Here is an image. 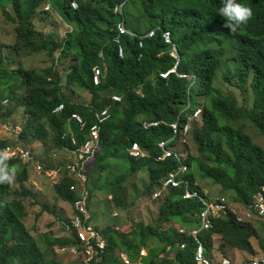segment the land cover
<instances>
[{
  "label": "trees",
  "instance_id": "trees-1",
  "mask_svg": "<svg viewBox=\"0 0 264 264\" xmlns=\"http://www.w3.org/2000/svg\"><path fill=\"white\" fill-rule=\"evenodd\" d=\"M49 1L52 8L45 10ZM73 1L79 9L71 8ZM125 1L128 28L140 35L156 30L152 38L142 40L141 47L138 38L122 36L121 58L114 42L120 21L114 8ZM220 3L221 0H0V12L16 25L13 45L0 38V94L12 96L10 108L0 118L2 122L10 121L21 105L28 117L20 139L0 138V153L6 146H23L40 161L29 147L39 141L54 150L52 154L74 150L71 136L81 145L94 123L95 112L107 109L109 117L100 126L99 146L87 164L89 200L94 191H103L114 206L124 210V184L139 172L147 175L141 194L157 202L155 216L147 224L129 218V230L124 232L111 226L101 229L106 248L99 264H123L119 252L132 264H194V242L179 234L178 228L197 225L201 203L183 199V186L153 197L162 181L179 166L175 158L155 161L157 144L172 136L168 124L177 116L186 120V107L193 102L189 108L196 105L201 113L191 124L188 142L181 143L179 138L174 142L184 156V176L191 188L210 197L201 186L207 181L219 186L220 196L248 204L264 186V148L255 138L264 137V0L243 1L252 15L232 34L218 14ZM10 7L13 16L8 11ZM56 17L62 23L49 24ZM37 26L42 28L38 30ZM164 30L170 32L180 58L177 73L167 78L159 74L173 68L176 60L170 55L171 45L161 37ZM5 49L21 55L18 68H9L5 63L13 61ZM225 52V62L236 64L234 75L240 91L249 90L251 98L246 104H238L214 84ZM35 54L46 55L49 66L26 67L22 57L35 60ZM96 66L102 74L100 83L94 85ZM224 80L230 84V77ZM113 95L120 101H113ZM61 104L64 110L54 114ZM75 113L82 116L85 127L72 119ZM151 120L164 123L144 130L142 123ZM64 134L67 136L63 139ZM134 142L149 157H130L127 149ZM193 147L196 152H192ZM28 164L7 159L9 170L21 169L18 190L0 182V264H63L47 256L25 223V198L37 196L25 185L29 180ZM73 183L76 181L66 173L54 186L56 200L72 208L79 196L70 191ZM53 236L45 235V246L53 251L54 246L76 243ZM200 238L209 255L218 239L223 255L225 248H233L255 256L259 252L251 239L257 238V246L264 252V221L258 217L244 224L231 218L217 220ZM183 241L187 246L181 250L178 244Z\"/></svg>",
  "mask_w": 264,
  "mask_h": 264
},
{
  "label": "built area",
  "instance_id": "built-area-1",
  "mask_svg": "<svg viewBox=\"0 0 264 264\" xmlns=\"http://www.w3.org/2000/svg\"><path fill=\"white\" fill-rule=\"evenodd\" d=\"M116 10H120L117 7ZM119 31L121 34L130 33L123 24L119 26ZM155 30L148 32L144 35L145 38H151L154 35ZM134 35V34H133ZM163 41L166 44H172L170 33L168 31L162 32L161 35ZM141 39L139 47L142 46L143 36H139ZM116 43L120 42L119 38L115 39ZM171 55L176 59L175 66L166 71L160 73L161 78H166L171 73H176V67L179 62V58L174 48ZM119 56H124L123 48L119 49ZM93 84L97 85L101 81L102 70L99 67L94 69ZM179 77H185V75L178 74ZM113 101L119 102L120 97L117 95L112 96ZM8 99L0 100V109L8 104ZM63 108L61 106L57 111ZM189 109V105L186 107ZM201 109L196 108L192 110L191 113L186 114V120L177 116L176 120L170 124L168 127L171 129L172 136L169 139L160 140L157 144L158 154L155 157V161L161 162L168 158H175L179 162L177 170L171 172L161 183V187L156 190L153 197L156 198L160 196L161 192L169 188H178L183 186L184 193L182 195L183 199H197L202 205V210L198 215V224L192 228H178V233L184 237L191 238L194 242L195 248L193 253V260L195 264H233L231 259L228 257H222L221 259L215 261L205 254L204 244L200 238L202 231L208 230L212 227L214 220L233 218L238 223L252 222L255 217L262 218L264 221V187L261 191L254 196L252 202L247 206L243 207L241 204H235L229 201L224 196L216 198H205L196 189L191 188L190 181L185 178V173L187 171V166L183 162V154L179 152L174 146V142L179 138L181 143H187V136L191 130V124L193 121L197 120L200 116ZM73 119L80 124L83 128L86 122L79 114H73ZM109 117L107 109L101 110L100 112H95L94 123L89 129V134L85 141L78 145V141L74 136H71L72 145L76 148L74 150L67 149L71 153V159L61 167L53 170H46L41 164L35 166V172L38 174L45 173L53 183L57 185L62 180L63 176L67 173L69 177L76 181L70 185V191L78 192L79 196L75 199L73 208L74 213L68 219L60 222L58 224V235L57 238L66 239L67 241H75L76 243L66 244L64 246H57L56 252L62 255H68L74 260L80 261L82 264H99L104 256V251L106 248V240L102 234V230L96 228L92 225V218L89 209L90 205V191L87 186L88 174H87V164L92 159L99 146V129L103 122H105ZM163 121L151 120L144 121L142 127L144 130L150 128H156ZM16 135H19L21 129L19 127L14 130ZM64 134L63 139L66 138ZM128 155L135 159H145L149 157V154L141 149L137 143H132L127 149ZM6 155L12 158H20L24 161L32 159L31 152L28 149L22 147L8 148ZM187 246L185 241L179 243V249L183 250ZM140 254L142 256L146 255L144 250H141ZM119 258L123 264H132L129 258L123 253L119 252ZM140 264V262L138 263ZM241 264H264V255L262 253L257 254L253 259L246 260Z\"/></svg>",
  "mask_w": 264,
  "mask_h": 264
},
{
  "label": "rangeland",
  "instance_id": "rangeland-1",
  "mask_svg": "<svg viewBox=\"0 0 264 264\" xmlns=\"http://www.w3.org/2000/svg\"><path fill=\"white\" fill-rule=\"evenodd\" d=\"M8 9V8H7ZM9 13L13 16V10L10 7L8 9ZM58 17L54 18L52 21H49V24H54L56 26L60 25L62 23L61 21H57ZM48 23V22H47ZM46 23V24H47ZM46 24H43L42 26H45ZM37 26V29L42 28ZM15 23H13L10 18L7 19L1 12H0V38L1 40L10 45L15 42L16 33H15ZM67 29V27H66ZM65 29V30H66ZM21 56V55H20ZM20 56H9L12 62L8 64L10 68H18L16 61ZM223 62L217 69V73L215 75V86L220 89L223 93L232 96L238 104L248 103V99L251 98L249 95V90L244 89V93L240 91L238 84H237V78L234 75V68L236 64L234 62L228 61L225 62V58L227 56V52L223 55ZM35 60L30 58H25L23 60L26 67L30 66H38L42 69L49 66V62L46 60V55L38 56V54H35ZM225 76L230 77V84H228L224 78ZM85 98L84 94L81 95ZM251 104V103H250ZM194 105V102L191 104ZM196 107V105H195ZM25 119V118H24ZM24 119H17L15 122H17V125L21 124L23 126ZM0 123H2L0 118ZM256 141L264 148V137L262 136H255ZM51 141V139H50ZM39 143L42 145L43 143L39 141ZM43 146V145H42ZM33 152L36 154V149L33 146H29ZM48 149V153H53L54 150H51L46 146V150ZM192 152H196V148L193 147ZM195 154V153H194ZM52 159L48 157L47 153H43L42 156L37 157L39 159L41 164H44L46 166L50 165L53 168L59 167V165H65L70 159H71V153L68 151H63L58 153L57 155H51ZM29 170L33 169L32 167H28ZM10 172L14 173V178L11 183L8 181H0L5 184H9L13 190H18L21 185L18 182V174L21 172V169L17 170H9ZM35 174V173H34ZM38 179L42 177L41 174H35ZM42 181V180H41ZM42 186H41V192L38 195L36 194V198L33 197H27L25 198V204L28 209V216L25 219V223L28 227V229L31 231L32 235L36 238V240L40 243L42 246V249H44V252L49 256L50 258H53L54 260L58 262H62L63 264H79V262L73 260L68 255H62L56 252V249L54 246L53 249L46 247L45 243V235L51 234L54 235L53 238H56L58 235V223L61 222L64 218L61 217V215L55 214L57 212L58 208V200H56V194L54 191V187L52 186V183L49 181V179L44 180ZM49 182V183H48ZM147 183V175L145 172H139L138 174L130 177L128 181L124 184L123 187V197L126 208L123 210L121 208H117L114 206V203L110 200L109 195L106 192L103 191H94L92 193V198L90 201V212L93 218L92 223L101 224L100 219L104 217L102 220L107 221L109 223H106L100 227L99 229H103L107 226H111L112 228H118V232H124L128 231L130 226V219H132L134 222H141L144 224L149 223L152 218L155 216L156 210H157V202L154 201L150 195H143L141 194L144 191V186H146ZM92 186V185H91ZM202 188L207 192L211 197L219 196L220 188L217 185H212L209 182H203L201 185ZM28 187V186H27ZM35 191V190H34ZM43 208H48V210H44ZM51 210V211H49ZM55 214L53 216V214ZM128 216V217H127ZM69 218V217H68ZM95 220V221H94ZM251 243L253 244V247L257 249V238H252ZM218 245L220 246V241L218 239H215L214 247L211 250V255L214 257L218 256H229L233 259L235 264H240L244 259L250 257L249 254L246 252H240V254H232L227 251V249H224L225 254L223 255L220 252V249L218 248Z\"/></svg>",
  "mask_w": 264,
  "mask_h": 264
},
{
  "label": "clouds",
  "instance_id": "clouds-1",
  "mask_svg": "<svg viewBox=\"0 0 264 264\" xmlns=\"http://www.w3.org/2000/svg\"><path fill=\"white\" fill-rule=\"evenodd\" d=\"M243 1L244 0H221V3H220V7L218 8V14L221 16V17H223L224 18V26L226 27V28H228L229 30H230V33L232 34V33H235L241 26H243L244 24H246L247 22H248V20H249V18L251 17V15H252V10L246 5V4H244L243 3ZM125 4H126V1L125 2H123V3H121V4H118V5H116V7L114 8V12H115V14H117L118 16H119V18H120V21L118 22V24H117V34H116V36L114 37V42H115V39L116 38H119L120 39V42L119 43H116V44H118V46H119V49H120V47H122V44H121V37L122 36H125V35H128V36H131V37H133V38H138L140 41H141V39L139 38V36H143V38H142V40L143 39H145V37H144V35H140L139 33H136L134 30H132V29H130V28H128L127 27V25H126V20H125V17H124V8H125ZM117 7H120V10H116L117 9ZM52 7H51V2L49 1V3L45 6V10H50ZM71 8L73 9V10H76V9H79V5H78V3L76 2V1H73V2H71ZM121 24H123L124 25V27L128 30V31H130V32H132L133 34H130L129 32L128 33H124V34H121L120 33V31H119V26L121 25ZM153 30H156V29H153ZM152 31V30H151ZM165 31H167V30H164V31H162V32H165ZM150 32V31H149ZM169 32V31H168ZM15 33H16V31H15ZM155 33V32H154ZM170 33V32H169ZM147 34V33H146ZM145 34V35H146ZM161 35H162V33H161ZM152 38V37H151ZM170 38H171V41H172V44H169V45H171V47H172V50H171V52H170V55H171V53L173 52V50H174V48L176 49V46H175V44L173 43V40H172V37H171V34H170ZM15 42H16V38H15ZM14 42V43H15ZM13 43V44H14ZM140 43V42H139ZM165 43V42H164ZM6 44V43H5ZM13 44H10V45H13ZM166 44V43H165ZM139 45V44H138ZM123 48V47H122ZM5 51H7V52H9V54H11V56H15L16 54H15V52H10L9 50H7V49H5ZM124 51V50H123ZM176 52H177V49H176ZM177 55H178V53H177ZM172 56V55H171ZM173 57V56H172ZM25 58H27L26 56H23L22 57V60H24ZM122 58V57H121ZM174 58V57H173ZM178 58H179V55H178ZM175 59V58H174ZM176 60V59H175ZM179 61H180V58H179ZM19 62H20V58H18L17 59V61H16V63H17V65L19 66ZM5 63L8 65V64H10V63H8L7 62V60H5ZM175 63H176V61H175ZM178 64H179V62H178ZM175 66V65H174ZM178 66V65H177ZM9 67V66H8ZM96 67H99V66H96ZM95 67V68H96ZM10 68V67H9ZM94 68V69H95ZM100 68V67H99ZM177 68V67H176ZM172 69V68H171ZM102 70V69H101ZM176 70V69H175ZM176 73H177V71H176ZM171 74H175V73H171ZM170 75V74H169ZM168 75V76H169ZM167 76V77H168ZM166 77V78H167ZM186 77V76H185ZM181 78H184V77H181ZM101 79V78H100ZM21 90H19L18 91V94H19V92H20ZM20 94H21V98H23V91H21L20 92ZM5 99H8L9 101H8V104L6 105V106H4V107H2L1 109H0V114H3V113H5L6 111H7V109H9L10 108V106H11V104H12V96L9 94V93H6V95L3 97V96H1V94H0V100H5ZM61 106H63V108L60 110V111H57ZM64 104H61L60 106H58L55 110H54V114H59L60 112H62L63 110H64ZM189 106H191V105H189ZM21 107H23V114L26 116V120L28 119V117H27V115L25 114V107L24 106H20V107H18V109H17V111H16V113L14 114V115H16L17 113H18V110L21 108ZM196 108H199V107H190L188 110H189V112L188 113H191L192 112V110H194V109H196ZM75 114H78V113H75ZM13 115V116H14ZM80 115V114H79ZM73 116V115H72ZM81 116V115H80ZM82 117V116H81ZM72 119H73V117H72ZM74 120V119H73ZM24 122H25V120H24ZM17 127H19L20 129H21V132L19 133V135H16L15 134V132H14V130H15V128H17ZM23 128H24V123H23V126H21V124H19V125H15V124H12V123H10V121L8 120L7 122H2V123H0V138H3V139H5V138H10L11 136H13L14 137V139L15 140H18V139H20V136H21V134H22V132H23ZM7 135H9V136H7ZM13 147H22V148H25V147H23V146H6L3 150H2V152L0 153V181H8L9 183H11L12 182V180H13V178H14V173H12V172H10L9 171V169H8V165H7V159H12V160H14V159H18V160H20L22 163H29L28 164V167H32V169H33V172L35 173V174H37L38 175V173L37 172H35V166L37 165V164H41L39 161H36L35 159H33V156H32V152H31V156H32V159L31 160H28V161H24V160H22V159H20V158H12V157H8L7 155H6V151H7V149L8 148H13ZM25 149H27V148H25ZM65 151H67V150H65ZM63 152V151H62ZM58 153H60V152H55L53 155H57ZM52 154V153H51ZM46 170H53V169H56V168H58V167H56V168H47V166L46 165H44V164H41ZM61 166H64V165H59V167H61ZM32 171V170H31ZM42 175V177L43 178H45V179H49V181L52 183V181H51V179L49 178V177H47L46 175H45V173H42L41 174ZM89 177V176H88ZM88 181H89V178H88ZM52 186L54 187L55 185H53V183H52ZM87 186H88V183H87ZM262 187H264V186H262ZM261 187V188H262ZM260 191H261V189H260ZM260 191H258L255 195H257ZM184 193V192H183ZM201 194V193H200ZM202 195V194H201ZM254 195V196H255ZM203 196V195H202ZM254 196L252 197V200H253V198H254ZM205 198H216V197H221L220 195L219 196H215V197H206V196H204ZM225 197V196H224ZM228 199V198H227ZM252 200L248 203V204H244V203H242V202H239V201H237V202H233V201H231L230 199H229V201L230 202H232V203H235V204H241V206H243V207H247L251 202H252ZM90 201V200H89ZM89 209H90V205H89ZM73 213H74V208H73ZM91 213V212H90ZM73 215V214H72ZM70 218V217H69ZM69 218H65V219H63V220H61V222L62 221H64V220H68ZM91 218H92V215H91ZM227 218H229V217H227ZM224 219H226V218H224ZM224 219H217V220H224ZM231 219H233V218H231ZM217 220H214V221H217ZM235 222H236V220L235 219H233ZM255 220V219H254ZM253 220V221H254ZM252 221V222H253ZM251 222V223H252ZM58 224L60 223V222H57ZM214 223V222H213ZM236 223H238V222H236ZM247 223H250V222H247ZM198 224V223H197ZM240 224H244V223H240ZM213 226V225H212ZM97 228V227H96ZM212 228V227H211ZM210 229V228H209ZM208 229V230H209ZM208 230H205V231H202V232H206V231H208ZM201 232V233H202ZM56 239H60V238H57L56 237ZM60 240H66V239H60ZM203 242V241H202ZM204 244V243H203ZM263 246H264V242H263ZM57 247V246H56ZM178 247H179V244H178ZM195 248V247H194ZM56 249V248H55ZM204 249H205V245H204ZM257 251L259 252L258 254H260V253H262L263 255H264V252H262V251H260L259 250V247L257 246ZM194 253V252H193ZM205 254H206V250H205ZM257 255V254H256ZM255 255V256H256ZM206 256L207 257H209V258H211V259H213V260H215V261H217V260H219V259H221L222 257H228L229 259H231V261H232V263L233 264H235L234 263V261H233V259L231 258V257H229V256H218V257H214L213 255H209V254H206ZM255 256H250V257H248V258H246V259H244L242 262H244V261H246V260H250V259H253ZM73 259V258H72ZM74 260V259H73ZM193 262H194V260H193ZM241 262V263H242ZM240 263V264H241ZM195 264V263H194Z\"/></svg>",
  "mask_w": 264,
  "mask_h": 264
},
{
  "label": "crops",
  "instance_id": "crops-1",
  "mask_svg": "<svg viewBox=\"0 0 264 264\" xmlns=\"http://www.w3.org/2000/svg\"><path fill=\"white\" fill-rule=\"evenodd\" d=\"M23 111H24L23 110V107H21L18 110V113L16 115L12 116V119L10 120V123L16 125L17 122H15V121L17 119H19V118H21V119H24L25 118L24 120H26V116L23 114ZM7 136H9V135H7ZM32 146L37 150L36 151L37 155L42 156V154L43 153H46V151H47L46 148L44 146H42L39 142H36V143L32 144ZM51 155H53V154H51L49 152L48 153V157H50L52 159ZM44 180H47V179H45L43 177H40V179H38V177H36V175L34 173L32 174V171L29 170V180L25 183V185L28 186L29 188L35 190V192L38 193V195H39L40 192H41V186H42L43 182H45ZM55 214L61 215V217H63L65 219V218H68V217H71L72 216V214H73V208L67 202L58 201V208H57V212ZM55 214H53V216ZM103 218L104 217H102L100 219L101 224H98V223L94 224V223H92V225L98 228L99 225H100V227H102V225H104L106 223H109L107 221H103L102 220ZM92 221H93V218H92ZM225 249H227V251L229 253H232V254H240V252H242V251H239V250L233 249V248H225Z\"/></svg>",
  "mask_w": 264,
  "mask_h": 264
}]
</instances>
